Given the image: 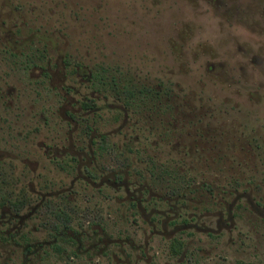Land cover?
Wrapping results in <instances>:
<instances>
[{
    "label": "rangeland",
    "instance_id": "rangeland-1",
    "mask_svg": "<svg viewBox=\"0 0 264 264\" xmlns=\"http://www.w3.org/2000/svg\"><path fill=\"white\" fill-rule=\"evenodd\" d=\"M0 264H264V0H0Z\"/></svg>",
    "mask_w": 264,
    "mask_h": 264
},
{
    "label": "trees",
    "instance_id": "trees-1",
    "mask_svg": "<svg viewBox=\"0 0 264 264\" xmlns=\"http://www.w3.org/2000/svg\"><path fill=\"white\" fill-rule=\"evenodd\" d=\"M171 251H172V254H177L178 253V247L177 246H175V245H173L172 247H171Z\"/></svg>",
    "mask_w": 264,
    "mask_h": 264
},
{
    "label": "flooded vegetation",
    "instance_id": "flooded-vegetation-1",
    "mask_svg": "<svg viewBox=\"0 0 264 264\" xmlns=\"http://www.w3.org/2000/svg\"><path fill=\"white\" fill-rule=\"evenodd\" d=\"M79 71V70H78Z\"/></svg>",
    "mask_w": 264,
    "mask_h": 264
}]
</instances>
